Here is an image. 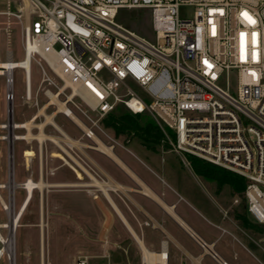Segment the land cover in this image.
Segmentation results:
<instances>
[{"label":"built area","instance_id":"2783aa9c","mask_svg":"<svg viewBox=\"0 0 264 264\" xmlns=\"http://www.w3.org/2000/svg\"><path fill=\"white\" fill-rule=\"evenodd\" d=\"M133 8L147 15L146 32L119 21L123 9ZM15 25L41 78L33 85L31 67L24 66L1 74L7 86L8 126L0 127L6 131L1 136H8L0 138L8 145L6 181L16 180L11 144L15 161L21 139L14 132L27 130L13 128L14 71L20 68L24 101L38 106L44 86L46 105H57L50 104L55 95L70 110L61 113H74L90 140L99 132L111 137L101 120L120 104L134 114L149 113L165 134L172 133L181 157L191 154L244 176L247 212L264 224V0H6L0 34L11 35ZM67 80L71 87L63 89ZM29 177L35 180L26 176L21 183ZM1 189L10 200L11 189Z\"/></svg>","mask_w":264,"mask_h":264},{"label":"rangeland","instance_id":"374dc122","mask_svg":"<svg viewBox=\"0 0 264 264\" xmlns=\"http://www.w3.org/2000/svg\"><path fill=\"white\" fill-rule=\"evenodd\" d=\"M5 8L6 0H0V10ZM186 12L184 9L180 11L181 15H185ZM146 17L145 12L133 8L123 9L118 19L131 30L146 32L148 26ZM7 50H12L15 61L21 60L23 62L25 60L20 31L16 25L13 26L11 35L7 33L0 34L1 61L6 60ZM31 72L32 83L37 85L41 78V71L34 62H31ZM49 72L58 80L60 85L63 84V81L53 71L50 70ZM14 75L15 119L17 122L30 120L34 114L48 103L49 99L45 94L46 88L41 87L39 105L32 107L33 105L23 99L25 94L23 70L20 68L15 69ZM6 89L5 77L0 75V123L7 120ZM36 90H38L37 87ZM65 93L69 94L70 90L67 89ZM142 95L147 99L143 93ZM64 96L62 94L61 99ZM57 105H46L45 113L40 112L42 115L32 120L33 126L35 127V125L45 121V114L52 115L53 124L56 123L57 127L48 122L45 126V132L62 137L63 130L66 136L69 137L70 144L72 142L77 144L70 147L63 142L70 153L64 151L49 139H46L42 144L34 139H31L30 142L20 140L15 143L14 169L16 166V181L22 182L26 176H33L35 180H38L40 172H42L43 180L49 184L42 191L45 242L43 255L45 264H78L81 257L87 258L88 264H145L143 252L137 241L123 224L103 192L92 185H66L67 183L80 184L91 181L90 176L84 171L83 167H86L98 179L108 180L109 175L105 172L104 166L108 167V165L114 163V160L102 152L86 146L87 144L95 146L96 142H104L106 145L114 146V152L128 166H131L133 162L139 163L140 160L153 164L149 161V158L155 157L160 163L177 170L178 175L185 178V181H182L183 183H193V192L196 191L195 193L200 197L206 198L203 200L211 203L216 212H219L216 203L209 200L206 193L207 187L217 198L220 208L227 213V221L236 227L238 226L239 229L241 228V233L251 243H257L259 249L264 252V234L252 232L236 218L235 211L238 210L240 213H246V217L251 223H256L243 208L246 205L243 192L235 193L228 184H219L216 180L196 174L190 165L188 155L180 157L173 150L170 133L165 134V138L159 144H152L137 136L117 135L113 128H108L103 124V119L101 120L102 127L106 129L111 137L99 132L100 138H95L100 140L95 139L93 141L84 136L82 125L79 126L75 123L76 121L74 122V120L58 111ZM28 109H31L29 113L26 112ZM124 109L126 108L124 107ZM25 112L26 114H24ZM147 119H149L148 114L141 117L142 122ZM78 120L80 123L81 120ZM32 131L37 133L38 129L33 128ZM5 132L4 129L0 128V135ZM18 132H23V130H18ZM40 148L42 149V157ZM7 154V142L0 139V182H6L8 179ZM185 163L187 164L185 165ZM193 174L198 175V178ZM117 180L122 182L127 180L129 184L132 183H130V179L126 174H118ZM190 181L192 182L190 183ZM53 183L63 184L56 186L52 185ZM121 189L123 188L111 189L110 194L134 228V223L138 224L137 219L134 217V203L131 198L134 197V192L132 190L127 192L124 190L123 192ZM190 191L188 188V192ZM0 192L5 199H8L6 189H1ZM15 196L16 208H18L26 196V190L21 187L16 188ZM199 199L201 200V198ZM40 212L41 193L36 189L33 199L21 219L22 226L20 225L16 230L15 264H41ZM139 214L143 224L146 223L144 216L141 213ZM7 220V212L0 203V221ZM166 229L175 235L173 226L167 225ZM2 232L5 235L8 234V228H2ZM137 233L151 251L161 250L163 240L168 241V251L171 254L168 264H182L184 260L180 258H186L183 252L180 254L176 241L167 237L161 228H153L145 224V229H141L138 225ZM183 263L190 264L191 262L187 258ZM0 264H10V261L4 256L0 259Z\"/></svg>","mask_w":264,"mask_h":264},{"label":"crops","instance_id":"0c3cea01","mask_svg":"<svg viewBox=\"0 0 264 264\" xmlns=\"http://www.w3.org/2000/svg\"><path fill=\"white\" fill-rule=\"evenodd\" d=\"M63 133L64 132H62V137L60 138H63ZM74 144L76 143L72 142L70 144L71 147ZM87 147L96 149L92 145H87ZM112 151L114 152L113 146ZM116 156L120 161L108 156L114 160V163L108 165V167L104 166L105 172L109 175L107 181L98 179L85 167L83 169L90 176V182L80 184L67 183L66 185L95 186L93 180L98 179L106 186L110 196V190H114L118 187L123 188L121 189L123 192L124 190H126V192L132 190L134 192V197H131L134 203V217L137 219L138 224L134 223L133 228L128 218L121 210L120 211L134 231L137 233L138 225L141 229H145V224L153 228H161L162 231L166 233L167 237L176 241L180 254L183 252L184 256H186V258L182 257L180 259L185 261L189 258L190 264H220L222 260L228 261L229 264H264V252L259 249L257 243H251V241L241 233V228L239 229L238 226L236 227L234 224H230L227 221V213L220 208L217 198L207 187L206 193L209 200L216 203L219 212H216L211 203L203 200L206 198L200 197L195 193L196 191L193 192V183H183L182 181H185V178L182 176L180 177L177 170L171 168L169 165L160 163L155 157L149 158V161L153 164L140 160L139 163L133 162L131 166H128L117 154ZM186 164L187 163H185V165ZM118 174H126L130 179V183H132L129 184L127 180L123 182L119 180V182L117 180ZM194 176L198 178V175L195 174ZM40 179L43 180L42 172H40ZM191 182L192 181H190V183ZM62 184L63 183H53L52 185L60 186ZM95 187L103 192V190L99 189L97 186ZM188 188L191 190V193L188 192ZM42 191L40 192L41 196ZM105 197L109 201L106 195ZM199 198H201V200ZM112 200L114 201L113 198ZM109 203L113 207L111 202ZM166 207H171L183 223H181ZM113 209L129 230L127 224L116 209L114 207ZM139 213L144 216L146 223L143 224ZM167 225L173 226L175 235L168 232L166 229ZM163 242H166L168 245V241L163 240ZM168 253L170 256V251H168ZM184 261H182V264H184Z\"/></svg>","mask_w":264,"mask_h":264},{"label":"bare ground","instance_id":"6f19581e","mask_svg":"<svg viewBox=\"0 0 264 264\" xmlns=\"http://www.w3.org/2000/svg\"><path fill=\"white\" fill-rule=\"evenodd\" d=\"M11 55V54H10ZM12 56H10L9 59H6L5 61H1L0 60V75L2 73H11L12 69L11 67H15V66H24L27 67L28 69L31 67V62H32V57L31 55H25L24 53V58L25 60H23V62L21 60L15 61L13 58H11ZM66 84L63 87V89L71 87V82L69 80L65 81ZM12 88V87H11ZM51 103L50 104H58V111L63 112V113H67V115H70V110L68 109L67 105L63 102H60L57 97L55 95H53L51 97ZM47 106H45L44 108H42L40 110L41 113H45L44 109ZM39 112V113H40ZM40 113V114H41ZM46 116V120L35 125L36 128L39 129V131L37 133H33L32 131V127H34L33 125V121H26V122H17L14 121L13 124V128L15 127V129L18 128H26L27 130L24 133H17L16 130L14 132V136L15 138L18 139H25L27 140V142H30L31 139H37L39 140V142L42 144L46 139L53 141L58 147H60L61 149H63L64 151H67L68 153H70L67 149H66V144L64 145V143H67L70 146V140L67 136H65V134L63 133V138H60L58 136L55 135H50L47 134L45 132V126L48 122H50L51 124H53L52 121V115L49 114H45ZM72 120L76 121L79 123V120L77 118V116H75L74 113H71V117ZM81 123V122H80ZM56 124V123H55ZM55 124H53L55 127H57ZM4 127V126H8V123L5 122H1L0 123V127ZM57 129V128H56ZM61 132V131H60ZM63 132V130H62ZM4 137H8L7 135L5 136H1L0 138H4ZM12 138V136H10V139ZM98 139V138H95ZM100 140V139H98ZM64 142V143H63ZM96 149H98L99 151L107 154L110 157L115 158L116 160H119L118 157L116 156V154L112 151V146L110 145H106L104 142H96L95 146ZM72 153V152H71ZM73 154V153H72ZM13 152L11 149V169H13L14 167V160H13ZM72 156V155H71ZM75 156V155H74ZM41 157H42V149H41ZM73 157V156H72ZM78 161V160H76ZM120 161V160H119ZM42 164V163H41ZM83 167V165H81ZM85 168V167H83ZM89 172V171H88ZM93 184L95 186H97L99 189L103 190L104 194L108 197L109 202H111V204L113 205V207L116 209V211L119 213V215L121 216V218L125 221V223L127 224L131 234L133 235V237H135V239L137 240L142 252H143V257H144V261L145 264H168V260H169V253L167 250V243L163 242V247L161 250L159 251H151L149 250L145 243L143 242V240L137 235V233L134 231V229L131 227V225L127 222L126 218L124 217V215L122 214V212L120 211V209L118 208L117 204L112 200L111 196L109 195L106 186L98 179H94L93 180ZM22 186L25 190H26V196L24 197L22 203L20 204V206L18 208H16V203H15V198H13L12 195V190H16V188ZM49 186L48 183H46L44 180H41L40 178L38 180H34L32 178L29 177V180L21 183V182H17L16 180L14 181L13 178H11L10 182L6 181V182H0V187H6L11 189V197L10 200H6L1 192H0V197H1V203L3 205V207L5 208L7 215H8V220L7 221H0V259L2 257H7L10 261V264H15V253H16V247H15V234H16V230L17 228L21 225V219L23 217V215L25 214L30 202L33 199L34 196V192L36 189H38L40 192L43 190L44 187ZM42 197V196H41ZM42 198H41V212H40V238H41V264H45V259H44V255H43V251H44V222H43V214H42ZM167 205V204H166ZM167 209H169L171 211V213L181 222L182 220L174 213L173 209L171 207H166ZM22 226V225H21ZM2 228H8V234H3L2 232Z\"/></svg>","mask_w":264,"mask_h":264},{"label":"trees","instance_id":"16d2710c","mask_svg":"<svg viewBox=\"0 0 264 264\" xmlns=\"http://www.w3.org/2000/svg\"><path fill=\"white\" fill-rule=\"evenodd\" d=\"M122 106L118 105L103 120V124L108 128H113L117 135L137 136L152 144H159L165 138L164 131L149 113L134 114L125 106L126 109ZM144 114H148L149 119L142 122L141 117ZM188 160L196 174L216 180L219 184H228L235 193L243 192L244 196V189L247 183V179L244 176L191 154H188ZM243 208L247 212V206L245 205ZM235 213L236 218L244 227L254 233L264 234V224L251 223L244 212L240 213L236 210Z\"/></svg>","mask_w":264,"mask_h":264},{"label":"snow or ice","instance_id":"6c2138e0","mask_svg":"<svg viewBox=\"0 0 264 264\" xmlns=\"http://www.w3.org/2000/svg\"><path fill=\"white\" fill-rule=\"evenodd\" d=\"M243 15H245V17H247L250 21H251V18L248 17V14L247 13H244ZM252 23H254V21H251ZM243 35V34H242Z\"/></svg>","mask_w":264,"mask_h":264},{"label":"water","instance_id":"95a60500","mask_svg":"<svg viewBox=\"0 0 264 264\" xmlns=\"http://www.w3.org/2000/svg\"><path fill=\"white\" fill-rule=\"evenodd\" d=\"M11 149L13 150V146H12V144H11Z\"/></svg>","mask_w":264,"mask_h":264}]
</instances>
